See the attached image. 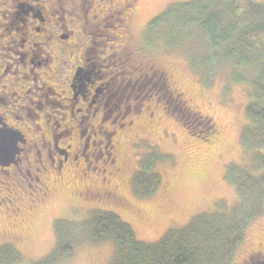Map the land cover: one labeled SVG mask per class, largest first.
I'll return each mask as SVG.
<instances>
[{
    "label": "rangeland",
    "instance_id": "rangeland-1",
    "mask_svg": "<svg viewBox=\"0 0 264 264\" xmlns=\"http://www.w3.org/2000/svg\"><path fill=\"white\" fill-rule=\"evenodd\" d=\"M190 1L196 0H140L137 5L132 46L145 49L155 70L164 71L188 102L175 101L167 112L158 108L152 120L143 111L134 118L138 121L134 131L122 134V205L76 203L65 186L55 187L49 200L31 208V191L23 193L26 184L18 180L20 185H9L15 190L10 194H2L0 188L2 197H15L14 202L0 199V248L12 246L20 258L18 264L42 260L53 251L59 222H64L63 228L73 226V254L63 264H110L113 245L90 243L82 232V225L94 212L114 213L132 229L137 241L151 244L200 215L232 213L239 198L230 179L263 172L256 167L253 155L260 153L264 159V147L248 151L241 141L249 125L246 107L256 69L235 67L211 56L203 32L191 24H179V33L173 35L180 39L170 45L166 40H170L172 24L165 21L152 27L153 19ZM238 77L243 79L241 83L236 81ZM157 79L153 75V83ZM150 101L151 97L145 98L143 109ZM147 162L158 174V186L144 196L143 190H138L143 185H136V176ZM142 174L147 179L142 182L151 185L149 173L144 170ZM252 216L229 264H264V199ZM259 251L263 255H256Z\"/></svg>",
    "mask_w": 264,
    "mask_h": 264
},
{
    "label": "flooded vegetation",
    "instance_id": "flooded-vegetation-1",
    "mask_svg": "<svg viewBox=\"0 0 264 264\" xmlns=\"http://www.w3.org/2000/svg\"><path fill=\"white\" fill-rule=\"evenodd\" d=\"M138 3L0 0V132L14 136L0 160L2 194L24 183L38 208L67 186L76 203L123 204L122 134L143 111L152 120L154 110L188 102L132 46Z\"/></svg>",
    "mask_w": 264,
    "mask_h": 264
},
{
    "label": "trees",
    "instance_id": "trees-1",
    "mask_svg": "<svg viewBox=\"0 0 264 264\" xmlns=\"http://www.w3.org/2000/svg\"><path fill=\"white\" fill-rule=\"evenodd\" d=\"M165 21L173 27L168 34L170 40H166L168 45L179 41L180 37L173 35L179 33L176 32L179 24H191L203 32L211 56L235 67L256 69L253 91L246 107L249 125L245 127L241 141L248 151L263 148L264 3L254 0L184 2L153 19L152 27H158ZM236 81L241 83L243 79L238 77ZM253 159L263 172L258 176L242 175L241 178L230 179L239 198L238 205L230 214L200 215L184 228L172 230L159 241L147 244L137 241L132 229L115 214L94 212L82 225L84 238L93 244L110 242L114 248L110 264H229L243 242L248 221L264 199V159L260 153H255ZM151 168L152 164L147 162L136 176V185H143L138 190L142 189L144 196L151 195L158 186V174ZM144 170L151 176V185L145 181ZM63 224L59 222L57 225L53 251L42 260L27 264H63L71 257L73 226L63 228ZM18 263L20 258L12 246L0 248V264Z\"/></svg>",
    "mask_w": 264,
    "mask_h": 264
},
{
    "label": "water",
    "instance_id": "water-1",
    "mask_svg": "<svg viewBox=\"0 0 264 264\" xmlns=\"http://www.w3.org/2000/svg\"><path fill=\"white\" fill-rule=\"evenodd\" d=\"M13 137V134L8 132H0V160L3 155H8V153H10V146L7 145V142H10ZM0 164H2L1 161Z\"/></svg>",
    "mask_w": 264,
    "mask_h": 264
},
{
    "label": "bare ground",
    "instance_id": "bare-ground-1",
    "mask_svg": "<svg viewBox=\"0 0 264 264\" xmlns=\"http://www.w3.org/2000/svg\"><path fill=\"white\" fill-rule=\"evenodd\" d=\"M11 207V206H10Z\"/></svg>",
    "mask_w": 264,
    "mask_h": 264
}]
</instances>
